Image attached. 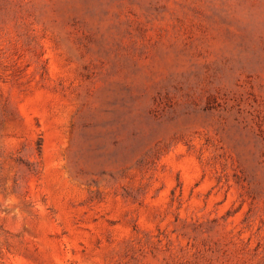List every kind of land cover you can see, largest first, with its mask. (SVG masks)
<instances>
[{
	"label": "rangeland",
	"instance_id": "obj_1",
	"mask_svg": "<svg viewBox=\"0 0 264 264\" xmlns=\"http://www.w3.org/2000/svg\"><path fill=\"white\" fill-rule=\"evenodd\" d=\"M0 264H264V0H0Z\"/></svg>",
	"mask_w": 264,
	"mask_h": 264
}]
</instances>
